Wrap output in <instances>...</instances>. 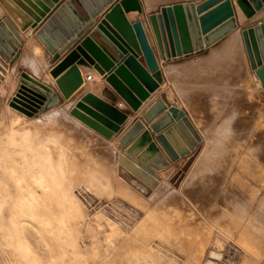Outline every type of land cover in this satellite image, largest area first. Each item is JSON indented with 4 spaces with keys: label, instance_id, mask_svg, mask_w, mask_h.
I'll return each instance as SVG.
<instances>
[{
    "label": "water",
    "instance_id": "95a60500",
    "mask_svg": "<svg viewBox=\"0 0 264 264\" xmlns=\"http://www.w3.org/2000/svg\"><path fill=\"white\" fill-rule=\"evenodd\" d=\"M21 1L30 17L22 30L32 27L54 62L58 61L50 71L55 79L53 86L27 71L19 74V88L10 105L29 117L81 93V65L99 71L115 92L114 100L119 96L138 111L163 81L159 57L171 60L210 48L239 28L237 7L248 19L264 8V0L185 2L163 7L157 13L145 15L144 20L132 21L128 17L131 11L144 14L141 0H118L97 23L99 14L115 0ZM242 35L251 67L264 87V21L243 29ZM24 42L19 29L0 7V82ZM71 113L109 139L122 133L129 119L128 112L93 92L82 95ZM185 118L183 109L171 106L147 124L137 119L120 140V162L147 185L157 187L160 177L153 163L165 155L176 162L199 146L200 136Z\"/></svg>",
    "mask_w": 264,
    "mask_h": 264
},
{
    "label": "bare ground",
    "instance_id": "6f19581e",
    "mask_svg": "<svg viewBox=\"0 0 264 264\" xmlns=\"http://www.w3.org/2000/svg\"><path fill=\"white\" fill-rule=\"evenodd\" d=\"M239 15L241 19L246 17L241 9ZM242 44H245V41L243 35L239 33L228 38L227 44L224 45L225 48L220 50L222 55H225L230 62L227 66H224V69L227 68V71L230 72L232 70L231 68L235 67L237 61L238 65L236 68H238V73L244 78L241 84L246 87L248 84L255 83L257 88L255 87L254 89H257L260 95H258V99L264 101V87L262 86L261 80L251 74L245 51L242 49ZM30 46L34 54L40 57L43 51H41L40 46L34 39H30ZM215 53L212 51V54L208 58L206 57L205 67H203L209 69L213 74L219 70L215 63L220 55ZM231 63H233V66L230 65ZM38 67L34 70H37ZM85 72L82 71L84 84L81 93H77L75 98L67 100V106H70L79 99L83 93L85 94L89 90H94L95 83L87 79L89 75H86ZM174 72H170L171 74L169 75L171 76L173 73L176 75V71ZM98 73L100 74L99 71ZM208 84L212 86L213 82L211 81ZM181 86H183V89H189L187 85L185 86L186 88H184V84H181ZM235 88L234 83L233 86H228L222 90L224 94L221 97H215L214 95L209 101H205L204 99L195 101V96H192L194 100H190L193 98H188L187 94L190 93L187 92L189 90L181 92V94L183 93L181 96L184 99L183 103L190 108L191 114L196 119V126L199 127V130L203 134L201 135L204 137V153L206 157L213 155V150L215 151L217 148L218 137L216 135V129H214V118H211L215 113L210 115L209 113L203 112L202 108V110H199L205 103L207 105H213L214 107L216 106L220 111L229 102H234L235 108H233V114L231 115L232 122H230L231 127L237 129L236 137L238 138H245L244 134H248L251 128L252 132H255L257 128L262 132L264 131V115L255 114L253 110H257L255 108L256 102L251 101L248 97V94H251L253 90L247 89L248 94L245 96H241V94L236 96L234 93ZM180 89L182 90V87ZM208 96H210L209 93ZM5 103L2 100L0 108V229L7 238V244H3V242L0 244V251L4 257H16V260L14 262L12 261V264H67L68 260L72 264H78L80 243L77 232L78 218L80 219L86 216L84 204L74 194V189L79 186L88 191V193L92 192L98 195L106 194L125 198L144 209L145 215L142 216L140 222L133 230V235L130 239L132 246L123 252V256L127 259L128 264H133L139 256H143L145 259H158L166 256L170 258L171 264H179L177 259L169 251L156 248L154 242L157 238L170 239L172 237V226L169 224L164 226L162 217L165 215L168 219L165 222L168 223L173 216L179 214V210L169 205L170 201L173 202L183 199L184 201L190 202L192 197H188L187 194L196 187V183L199 180V177L193 171L187 175L179 188L167 194L161 202L160 208L155 207L151 209L147 206L149 202L141 195L142 193L140 194L139 191V193L136 192L137 190L134 191L131 184L117 174V163H114V165L111 164L113 161L108 163L104 158L95 156L93 154L95 152L92 151L90 143L84 144L79 140L76 146L79 151V157H76L71 147L72 137L65 127L61 124L52 125L40 119L29 121L27 118L14 113L13 110L16 108L11 105L9 107ZM60 111L59 114L54 115L57 116V122L59 120L61 123H66V126L69 125V127L80 130L82 126L80 124L82 123L81 120L79 122L77 117L72 115V113L69 115L65 109ZM240 119L243 123L239 125ZM87 134L89 135L88 139L90 138L92 140V134ZM116 144V142L104 144L105 154L107 156L117 154L115 151ZM77 158L79 161H77ZM108 161L110 160L108 159ZM110 168L113 170V173H109L108 169ZM259 170L262 173L261 175L263 177L261 176V182L264 185V165H259ZM168 175L169 173H165L160 190H157L155 193L153 192L154 194L151 195L150 200L157 198L165 190ZM194 192L195 190L192 193ZM256 193L252 194L251 199L256 197ZM165 204H167L168 210L163 211L162 206ZM260 207L264 209V200L260 202ZM196 215L198 218L205 216L201 209L197 210ZM230 215L234 217L233 221L225 218L218 222V232L210 242L217 249L212 250L210 255L213 258L221 259V249L224 248L225 241L234 238L246 252L240 264H256L255 256L258 259L264 258V226L259 223L258 213L250 216V213L246 209L238 208L233 213H230ZM240 225H242L241 228ZM183 234H186L185 227ZM0 241H2V238ZM6 246L13 247V253L11 251V255L10 252L5 255ZM203 246L204 244L201 247ZM37 247L42 249V251L44 250V253H41ZM121 258L123 257L121 256ZM8 262L5 261L6 264ZM113 263L117 264L116 262ZM207 264H217V262L209 260Z\"/></svg>",
    "mask_w": 264,
    "mask_h": 264
},
{
    "label": "rangeland",
    "instance_id": "374dc122",
    "mask_svg": "<svg viewBox=\"0 0 264 264\" xmlns=\"http://www.w3.org/2000/svg\"><path fill=\"white\" fill-rule=\"evenodd\" d=\"M246 19L247 17L241 20L245 22ZM259 96L254 98L257 110L253 111L256 115H264V101H260ZM232 104L234 102H229L226 105L227 111L220 115L219 113L214 115L212 113L213 117L211 118H214V120L219 116L213 122L218 137L217 148L215 151L213 150V155L211 157L205 156L203 134L200 130L194 129L200 136L199 146L189 157L187 156L184 163L177 170L174 169V176L170 180L167 179L166 186L163 184L166 187L165 190L155 199L150 200L151 195L160 190L161 181L157 187H150L130 169L124 167L120 162V155L107 156L104 145L99 143H94L92 146L95 156L103 158L105 156L110 160H106L108 163L112 161L111 164L117 163V174L130 183L137 192L142 193L141 195L149 202L147 206L151 209L160 208V204L167 194L179 188L191 171L199 177L196 187L187 194L188 197H192L190 202L183 199L169 202V205L179 210V214L173 216L168 223L165 222L168 220L167 217L165 215L162 217L164 226L168 224L172 226V237L170 239L157 238L154 242L156 248L169 251L179 264H207L209 260H213L217 264H240L246 252L234 238L225 241L224 248L221 249V259L213 258L210 255L212 250L217 249L210 242L218 232V222L225 218L233 221L234 217H231L230 213L238 208L246 209L250 216L258 213L259 223L264 226V209L260 207V202L264 200V185L261 182L263 176L259 170V165H264V131L262 132L257 128L255 132H252L251 128L248 134H244L245 138L236 137L237 129L231 127ZM239 121V125L243 123L241 119ZM56 124H61L67 129L72 137L71 147L74 155L79 157L76 146L79 139L87 140V133L69 127L68 123V126H66V123H61L59 120ZM77 161H79L78 158ZM108 170L109 173H113L111 168ZM74 190V194L84 204L86 211L84 218H78L77 232L80 242L78 264H114L113 262L128 264L123 252L132 246L130 239L133 230L142 216L145 215L144 209L119 196L88 193L79 186ZM194 190L195 192L192 193ZM253 193L257 195L251 199ZM162 207L163 211L168 210L167 204ZM199 209L205 215L203 218H198L196 215ZM225 211H229V213L227 214ZM130 223L132 224L128 226ZM242 225H240V228ZM184 227L186 234H183ZM0 234L2 238L0 244L2 242L7 244V238L1 229ZM203 244L204 246L201 247ZM5 249V255L9 254L8 252H10V255L13 253V247L6 246ZM37 249L40 248L37 247ZM39 251L42 253L44 250L40 249ZM5 257L0 251V264H6L5 261L8 262V260L7 264H12L16 260V257ZM255 257L256 264H264V258L258 259L256 257V259ZM67 264H72V262L68 260ZM133 264L171 263L170 258L166 256L158 259H145L143 256H139Z\"/></svg>",
    "mask_w": 264,
    "mask_h": 264
},
{
    "label": "crops",
    "instance_id": "0c3cea01",
    "mask_svg": "<svg viewBox=\"0 0 264 264\" xmlns=\"http://www.w3.org/2000/svg\"><path fill=\"white\" fill-rule=\"evenodd\" d=\"M62 1L63 0H61V2ZM116 1H118V0L111 2L107 7H105L104 11L99 14V17L97 19V23L102 20V18L106 14V12L109 11V9L114 5V3ZM204 1H206V0H141L143 8H144V14H140L137 11H131L130 13H128V17L132 21L144 20L145 15L148 16L149 14L157 13L163 7L173 6L175 4H180V3H185V2H195L196 4H201ZM21 2H22L21 0H0L1 9L6 14V16H8L11 19V21L19 29V32L25 38L24 46H23V48L19 49L20 51H19V55H18L16 61L9 63V69H8L7 73L5 74V79L3 82H0V102L3 100V103L6 102L5 104H7L9 107H10L11 99L14 97V95L16 94V92L19 88L18 76L22 71H27L31 75H33L34 77H36L39 80H41L42 82H44L45 84L53 86L55 83V79L52 77L50 71L58 62V61L54 62V59H53L52 55L50 54V52L47 50V48L44 46V44L34 35V30L32 29V27H30L26 31L22 30V25L26 22V20H29L30 17L25 12L24 7H23ZM237 8H236V16H237V20L239 22V28L237 30H235L234 32L230 33L225 38L216 42L210 48H207V49L199 51V52L192 53L190 55H183L181 57L177 56V57L172 58L171 60H165V59H162L160 57L158 58L159 63L161 65L162 73H163V81L160 83L159 88L154 93H152L151 96L146 101L143 102L141 108L138 111L132 110L131 107L127 104V102H125L119 96H117V99L114 100V96L116 95L115 92L113 91L112 87L104 81L103 77L98 73V71L95 70L92 66L81 65L80 66L81 71H84V72L87 71L88 73L85 72L86 75H92L91 80L95 83L94 84L95 85L94 90H89L87 92L91 91L94 94L98 95L99 97L107 100L108 102L114 103L118 108L129 113V119L124 124L123 132L120 134H116L111 139L106 138V137L102 136L101 134L91 130L89 127H87L82 122V123H80L82 126H81L79 131H83V133L92 134L93 139L92 140H90V138L88 139L89 135L86 134L87 140H80L79 139L80 142H82L84 144L90 143L91 146H93L94 143L95 144L99 143L101 145H104V144H111L113 142H116L117 144H116L115 151H116L117 155H120L122 153V150H123L120 140H121L122 136L133 126V124L135 123V121L137 119L140 118L147 124L151 121L156 120L159 116H161V114H163L171 106H177V107L183 109L186 112L185 121L187 122V124L191 128H193L195 130H199V127L196 126L197 125L196 119H194L195 117L193 116V114H191L192 112H191L190 108L185 106V103H183L184 99H183V97H181L183 95V93L181 94V92H184V90H186V89H183V86H181L182 87V90H181L180 89L181 84L182 85L184 84V88H186L185 86L187 85V88H189L188 89L189 91L188 90H186V91H188L187 93H190V94H187L188 98L190 99V97L193 98L195 96L194 97L195 101L196 100L199 101L202 99H204L205 101L206 100L209 101L211 98H213L214 95H215V97H221V95L224 94V91H222V90L227 88L228 86H233L234 83H235V87H236L234 89V91H235L234 93L236 94V96H238L240 94H241V96H245L246 94H248L247 89L253 90V92L251 94H248V97L251 101H254V98L258 96V90L254 89L257 85L255 83H251V84L246 85V87H244L241 84L243 82L244 78L241 77L240 74L238 73V68H236V66L238 65L237 61L235 63V67H232L231 68L232 70H230V72L227 71V68L224 69V66H227L228 63H230V62L228 61V59L225 55H222L220 50H222V48H225L224 45L227 44L228 38H230L231 36L235 35L236 33L237 34L239 33L242 35L243 29L248 28L250 26H254L257 23L264 21V15H263L264 8L261 9L260 11H258L257 14L253 18H251V19L247 18L245 22H243L241 20V16L239 15L240 9L239 8L237 9ZM208 11L200 14L199 17L202 16L203 14L207 13ZM48 16H49V14H48ZM30 39H34V41L40 46L41 51H43V52H41L40 57L34 54L32 48L30 46ZM76 44H74L72 47H70L64 53L63 56H65L67 53H69L76 46ZM242 45H243L242 49H243V51H245L246 59H247L248 64H249L251 74L253 76H256V74L251 69V64H250L249 58L247 56L245 44H242ZM212 51H213V53L216 52L215 54L220 55L218 57V59L216 60V63H215L216 67L219 68V70H217V72H215L214 74L211 73L209 69L203 68V67H205L206 57L208 58V56L212 54ZM34 64L37 66H35ZM230 65L233 66V63H231ZM200 66L202 67V69H201L202 71L200 70V68H201ZM37 67L39 70L38 69L34 70ZM198 68H199V70H198ZM170 70H173V71H170ZM185 70H186V73H185ZM174 71H176V75H174V73H175ZM170 72L171 73L174 72L173 75L170 76L169 75V74H171ZM179 73H180V75H179ZM47 78H49V79H47ZM211 81L213 82L212 86L214 87V89L211 85L209 86V84H208ZM237 84H239L240 86L238 85V87H237ZM178 87H180V88H178ZM238 88H239V90H238ZM55 89L59 90L58 88H55ZM217 89H219V90H217ZM1 90H3V91L1 92ZM236 90H238V91L236 92ZM212 91H214V92H212ZM216 91H217V93H216ZM208 93L212 97L208 96ZM1 94H2V96H1ZM218 94H219V96H218ZM82 95H84V93ZM1 98H2V100H1ZM194 98L190 99V100H194ZM77 100L75 102H77ZM75 102L72 103L70 106H67V100H66L62 104H59L56 107H53L52 109H50L44 113L36 115L34 118H29L16 109L13 110V112L16 113L17 115H21V116L27 118L29 121H32L34 119H40V120H45L52 125H55L57 123V120H56L57 116H54V115L59 114L61 112L60 110H64V109L67 113H69V115H71L70 110L75 105ZM234 106L235 105L232 104L233 108H234ZM67 107H68V110H67ZM213 107H214L213 105H209V104L207 105L205 103L202 105V107H200L199 110L203 109V112H205V113H209V114L219 113V115L221 113L227 111V106L223 109H220L221 108L220 107L219 108L220 111L218 110V108H215V107L213 108ZM0 108H1V105H0ZM233 108H232V111L234 110ZM205 109H207V110H205ZM218 117L219 116H217L216 119ZM79 122H81V121L79 120ZM86 131H88V132H86ZM99 158L103 159V157H99ZM186 158L187 157H184V158H181L180 160H178L176 162H172L165 155L161 160L153 163L152 166L155 169L158 176L160 177L161 185H162L163 180L165 178V173H169V176L167 177V179L170 180L174 176V172H173L174 169L177 170L178 167L180 165H182V163H184ZM104 159L108 160V158H105V157H104ZM133 190L136 191L135 189H133Z\"/></svg>",
    "mask_w": 264,
    "mask_h": 264
},
{
    "label": "built area",
    "instance_id": "2783aa9c",
    "mask_svg": "<svg viewBox=\"0 0 264 264\" xmlns=\"http://www.w3.org/2000/svg\"><path fill=\"white\" fill-rule=\"evenodd\" d=\"M87 79H88V80H91V79H92V75H89V76L87 77Z\"/></svg>",
    "mask_w": 264,
    "mask_h": 264
}]
</instances>
